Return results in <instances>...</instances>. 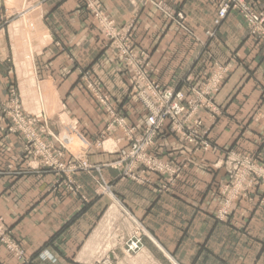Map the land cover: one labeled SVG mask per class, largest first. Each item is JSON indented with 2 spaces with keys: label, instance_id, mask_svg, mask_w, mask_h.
<instances>
[{
  "label": "crops",
  "instance_id": "0c3cea01",
  "mask_svg": "<svg viewBox=\"0 0 264 264\" xmlns=\"http://www.w3.org/2000/svg\"><path fill=\"white\" fill-rule=\"evenodd\" d=\"M224 1L0 0V225L15 247L0 243V264H264V186L240 184L224 168L234 155L264 168V42L238 12L216 24ZM246 2L264 13V0ZM23 21L38 34L33 42L21 41ZM106 21L151 82L184 94L212 145L199 150L165 127L151 154L179 169L176 177L131 168L130 138L100 106L97 88L137 130L133 138L143 133L148 112ZM27 44L37 47L33 59ZM48 89L52 116L37 99ZM68 130L85 141L76 154ZM40 147L52 164L90 169L45 166ZM108 215H119L116 238L101 229ZM135 236L142 247L129 254Z\"/></svg>",
  "mask_w": 264,
  "mask_h": 264
},
{
  "label": "built area",
  "instance_id": "2783aa9c",
  "mask_svg": "<svg viewBox=\"0 0 264 264\" xmlns=\"http://www.w3.org/2000/svg\"><path fill=\"white\" fill-rule=\"evenodd\" d=\"M231 11L244 15L249 23L251 34L264 42V13L257 14L246 0H225L221 5L216 24L219 25L224 21ZM175 18L177 19V24L183 30L189 32L186 25V17L182 13H178L175 15ZM103 33L111 44L115 46V50L118 51L119 56L128 62V66L131 68L130 70L133 74L131 84L137 90L138 96L148 112L143 133L137 138H133L137 130L129 127L126 121L121 118V116H118L117 105L111 102L108 96L103 95L99 88L96 89L100 106L103 112L111 119L112 125L122 128L125 134L130 138L131 145L129 153L125 156V160L129 161L131 168L132 166H139L158 173L176 172L172 174L173 177H176L178 172H180L179 169L174 170L171 164L164 165L158 158L151 154V150L155 146V140L158 135L165 130V127H167L171 133L182 135L189 143L195 145L197 149L207 151L211 147L209 143L204 141L200 131L198 132L200 123L195 122L191 125L196 130L192 132L191 128L188 127L191 123L188 121V117L186 119L187 114L190 112L184 106V94L181 92L175 93L170 90H164L154 82H151L148 72L139 66V64L137 66L133 50L125 35L116 32L112 24L107 21L103 23ZM136 67H138V71H134ZM88 83L90 86H95L92 84V80L89 76ZM14 122L17 126H21V124L26 121L22 118L21 113H17ZM46 151L45 147H40L36 150V154L40 153L41 156H46L45 166L54 167L55 170L59 172H65L66 170L69 172L87 171L90 169V165L86 161L79 160L71 162L68 165L52 164L49 156L45 153ZM260 170L261 171L258 172V181L256 184L252 185L264 186V168L261 167ZM128 172H131V170ZM230 173L231 178L239 182V180H236L235 172ZM141 240L142 239L137 236L130 239L127 243V252L129 254L138 253L142 247ZM0 243L5 244L9 250L15 249L7 240V233L3 230L1 225Z\"/></svg>",
  "mask_w": 264,
  "mask_h": 264
},
{
  "label": "rangeland",
  "instance_id": "374dc122",
  "mask_svg": "<svg viewBox=\"0 0 264 264\" xmlns=\"http://www.w3.org/2000/svg\"><path fill=\"white\" fill-rule=\"evenodd\" d=\"M7 1L10 3V5L13 4L12 0H7ZM11 7H12V5H11ZM26 20H27V18H26ZM22 24H24L23 26H25V29H26V37L23 36L21 41L30 40V42L31 41L33 42L34 38L37 37V35H38L37 33H35L33 25L29 26L28 23L25 24V21L22 22ZM31 47H32L31 45L27 44V54L29 55L30 58H32L33 52L35 51L34 46L32 48ZM32 49H33V51H31ZM36 49H37V47H36ZM27 90H28V91H26V92H28L27 94H29L30 91H32L33 94L37 93V91H35L36 88L33 86V83H31V82H28ZM49 91H50L49 89H48V91L44 90L43 92H45V94H43L41 97H39L37 95V99H38V103L39 104L42 103V102L44 103V106H45V109H46L48 115L52 116V115H54V113L57 112L56 109H55V107H56L55 106L56 98H54V95L52 94V91H50V92ZM25 98L28 100L29 97H25ZM191 113L192 112L187 114L186 119L188 117V121L191 123L188 127H190L191 131L194 132L196 130L191 126V125L194 124V123L191 122L192 121L191 117L193 116V114H191ZM109 120L111 121L110 118H109ZM196 129H198V128H196ZM70 131L71 130H68V132H66L65 137H64V141L67 143L68 148L72 152H74L76 154V153H78L80 151V149H82V148H84V146H86L85 145V141H83L79 136H77L76 133H72V136H71V132ZM199 131L200 130H198V132ZM204 141H206V140L204 139ZM210 147H212V145H210ZM201 150L205 151L203 149H201ZM230 158H233V159H230ZM224 163H225L224 164V168L227 170V172H229L230 176H231L230 172H235L236 180H239L240 184H243L244 181L245 182L247 181V182H249L251 184H256V182L258 181V178H259V176H258L259 173L258 172L261 171L260 170L261 167H259L254 162L245 160L239 155H234L233 157L232 156H226V160H225ZM109 216L110 215H108L105 218V220L102 221L101 229H104L106 231V235L107 236L115 237V235L121 234V231L117 232V230H116L117 229V224L113 225L112 223H113L114 219H116V222H118V223L121 222V221L117 220V219H119V215H117L116 218H115V216L114 217L112 216L111 219H110L111 216L110 217ZM124 229L125 228L122 227V229H121L122 232L127 233V230H124ZM114 244H115L114 238H113L112 241L109 240L108 243H107L108 249L109 248H113Z\"/></svg>",
  "mask_w": 264,
  "mask_h": 264
},
{
  "label": "bare ground",
  "instance_id": "6f19581e",
  "mask_svg": "<svg viewBox=\"0 0 264 264\" xmlns=\"http://www.w3.org/2000/svg\"><path fill=\"white\" fill-rule=\"evenodd\" d=\"M21 12V11H20ZM24 22V21H23ZM32 48V47H31ZM35 48V47H34ZM35 50H36V48H35ZM31 51H33V49L31 50Z\"/></svg>",
  "mask_w": 264,
  "mask_h": 264
}]
</instances>
